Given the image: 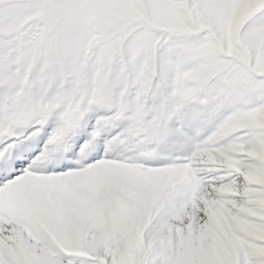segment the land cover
Listing matches in <instances>:
<instances>
[{
  "label": "snow or ice",
  "instance_id": "snow-or-ice-1",
  "mask_svg": "<svg viewBox=\"0 0 264 264\" xmlns=\"http://www.w3.org/2000/svg\"><path fill=\"white\" fill-rule=\"evenodd\" d=\"M0 264H264V0H0Z\"/></svg>",
  "mask_w": 264,
  "mask_h": 264
}]
</instances>
